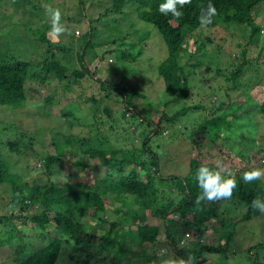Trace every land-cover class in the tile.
Wrapping results in <instances>:
<instances>
[{"label": "rangeland", "instance_id": "rangeland-1", "mask_svg": "<svg viewBox=\"0 0 264 264\" xmlns=\"http://www.w3.org/2000/svg\"><path fill=\"white\" fill-rule=\"evenodd\" d=\"M18 5L17 0H0V54L9 49L23 60L39 59L38 62L52 54L71 74L74 70H80L78 56L84 52L82 68L89 69L100 81L108 80L115 84L117 89L103 91L99 82L89 77L78 82L70 77L62 82L50 79L49 86L34 87L35 99H30L21 111L0 110V156L16 165H13L16 168L14 173L22 176L27 189L47 184L49 180L63 185L68 182V177L74 183L90 182V179L97 177L100 166L96 160L91 162L89 168L92 176L72 166V156L68 152H74L77 157L82 155L79 147L84 149L85 146L79 144V139L88 136L89 128L76 118L66 120L61 117V106H66L82 121H86L87 116L95 118L100 130L109 132L110 145L137 150L141 148L140 132L150 130L143 117L149 119L153 126L163 111L171 115L185 106H200L201 111L190 112L172 129L161 124L162 133L150 135V148L157 154L159 168L165 178L186 176L190 160L198 156L201 162L211 166L216 165L218 160L224 161L233 172L242 168L264 169V5H260L253 15L262 31L251 42L246 31L237 25L201 28L189 36L187 50H194L197 41H200L204 48L195 52L197 55L204 53V56L198 59L199 66L187 68L191 92L187 99L176 103H173V97L165 93L164 82L158 74V67L167 58V47L158 31L141 21L137 16L138 11L133 10L131 5H127L119 14L111 13L112 0H30L28 5ZM49 6L61 10L62 23L67 29L58 41L49 35L51 18L46 14ZM42 31L47 33L51 44L59 47L57 54L54 48L44 54L43 49L36 46L35 50L33 47L38 42L36 36ZM6 41L10 45L4 44ZM47 45L39 46L48 49ZM243 51L248 61L243 66L242 74L233 79L243 60ZM69 54L72 56L68 57ZM179 61L184 67L187 63H195L194 59L189 61L187 54ZM122 90L138 94L134 100L135 111L124 110L123 97L119 94ZM48 93L52 95L53 103L40 111L39 107L43 106L41 96ZM222 113H228L229 129L221 130V138L216 143L207 144V140L203 139L200 146H195L193 140L197 136L199 123ZM10 117L22 118L16 119L14 126L7 130V125L11 123H5L3 119ZM101 121L105 123L104 126L100 124ZM70 136L74 144L67 142ZM12 140L18 141L19 153H11L5 147L6 142ZM57 143L65 151L64 163L54 166L52 177L48 178L40 164L47 155L57 153ZM250 184L261 190L257 198L264 202V177ZM175 185V181L158 184V194L163 203L180 199L181 193ZM0 187V215H6L10 211L5 205L10 198ZM128 206L114 200L106 204L105 214L96 225L89 218L82 221L89 233L100 238L109 225L121 217L122 212L131 208ZM132 208L136 209L137 205ZM116 210L122 212L116 214ZM38 213V205H33L28 215ZM245 213V206L230 198L218 209V216L204 222L197 233H194L197 227L191 226L187 230L182 226L187 222L180 221L174 215L175 225L171 231L176 233L180 230L183 234L182 241L175 248L183 250V257L187 261L190 251L196 246L222 244L227 234L233 231L234 236L225 257L211 255L204 264H252L256 251L253 246L264 244V212L243 221ZM49 215L52 218V214ZM129 219L122 222L123 229L135 230V220ZM18 229L23 237L3 241L5 230L0 228V264H18L31 249H38L41 244L54 239L53 229L48 230L44 239L36 235L31 223L27 228L22 226ZM61 242L56 264H85L82 259L89 258L85 252L72 243H65L64 238ZM168 242L163 228L155 245L140 244L132 236L130 242L128 239L125 244L127 251L116 256L114 249L98 253L100 250L93 248L96 255L89 264H165L168 260L180 261L182 258ZM258 257L264 264L263 250L258 252Z\"/></svg>", "mask_w": 264, "mask_h": 264}, {"label": "trees", "instance_id": "trees-1", "mask_svg": "<svg viewBox=\"0 0 264 264\" xmlns=\"http://www.w3.org/2000/svg\"><path fill=\"white\" fill-rule=\"evenodd\" d=\"M17 1H19L18 7L28 5L30 2V0ZM164 2L165 0H112L110 9L111 13L119 14L124 11L127 5H131L133 10L138 11L137 16L141 21L152 25L158 31L167 47V58L158 67V74L164 82L165 93L167 96L173 97V103L189 97L191 89L188 75L190 73L187 74L189 72L187 68L199 66L198 59L204 56V53L197 55L195 52L202 51L204 48V44L200 41H197L194 50H187L190 35L201 28L216 29L220 26L237 25L246 31L248 40L251 42L262 31L261 27L255 22L253 15L257 13V8L260 5H264V0H192L190 5H185L182 9L178 6V10L184 13L180 19L173 17L171 13L163 15L159 12V5ZM209 3L216 7L217 15L213 17L211 25L201 27L198 17L201 14V8L206 9ZM32 34L34 33L32 32ZM36 39L39 43H34L35 46L31 44L35 50L37 46L44 50V54H47L54 48L56 54L58 53L59 47H55V44L50 43L45 31H42L39 36L37 35ZM2 40L4 41V39ZM7 41L4 44L10 45ZM45 43L48 44V49L39 46L40 44L41 46L45 45ZM185 54L189 57V61L194 59L195 63H187L185 67L182 66L179 60ZM244 54V51L241 52L243 60L233 74L235 75L233 79L239 77L243 72V66H246L248 60L244 58ZM71 56L72 54L68 55V57ZM83 56L84 52L78 56L80 70H74L69 74L67 68L58 63L59 61L55 60L52 54L40 62H38L39 59L23 60L14 55L9 49L7 52L0 54V110L21 111L30 99H35L36 96L33 95L34 87L49 86L50 79H52L51 81L62 82L70 77L74 82H78L85 77H89L99 82L103 91L117 90L115 84H111L108 80L100 81L89 69L82 68ZM40 57H42V53ZM119 94L123 97L124 110L135 111L134 100L138 94L125 90H122ZM41 97L43 106L39 107V110L44 111V108L52 105L53 97L49 93ZM6 107L9 109H6ZM220 108L221 105H219ZM196 111H201V107L195 105L185 106L171 115L163 111L153 126L150 125L149 119L143 117L142 119L148 122L147 127L150 130L140 132L141 148L137 150L133 147L130 149L125 148V146L110 145L109 132L104 133L105 131L100 130L95 118L87 116V120L82 121L81 118L73 115L66 106H61L59 108L61 117L66 120L76 118L83 126L89 128L88 136L79 139V144L85 146L84 149L79 147L82 155L77 157L74 152H68V154L72 156V166L84 170L89 176H92L89 172L91 162L95 160L98 162L100 169L97 177L90 179V182L80 181L74 183L71 182V177H68V182L63 185H58L49 180L47 184L44 183L42 186L27 189L22 176L14 173L16 168H13V165L15 164L0 156V186H2L4 192L8 193L10 198L9 203L5 205L10 212L6 215H0V228L5 230L3 241H12L20 236L23 237L21 230L18 228L22 226L27 228L28 223L33 225L36 235L41 239L47 236L48 230L53 229V241L41 244L35 250L30 248L31 252L23 255L24 257L18 264H56L63 238L65 243H72L85 252L89 258L82 259V261L89 264L91 258L96 255L93 248L97 247L100 250L98 253L107 252L109 248L114 249L116 256L117 253L127 251L125 244L128 239L130 242L132 236H135L140 244L155 245L162 228L169 241L168 243L182 258L181 260L186 261L183 250L175 248L182 241L183 234L180 230H177L176 233L171 231V227L175 225L173 216H178L180 221L187 222L182 224L187 230H190L192 226L197 227L194 233L200 231V227L203 226L204 222L218 216V209L229 199L214 202L202 201L200 205H196L195 200L201 194V189L198 187L195 178L197 169L201 165L215 169L217 164L220 163L228 171L231 170L228 165L224 164V161L218 160V163H215L216 165L211 166L201 162L198 156L190 160L186 176H169L165 178L159 168L158 156L150 148L152 141L150 135H160L162 133L161 124H165L167 129H172L175 123L190 112ZM227 115L228 113H222L199 123L196 130L197 136L193 140V144L200 146L203 139L207 140V144L216 143L221 138V130L226 131L229 129ZM21 118L3 119L5 123H11L7 125L6 129L8 130L11 126H14L13 123L16 119L20 120ZM100 124L105 125L103 121ZM133 127H135V124H133ZM67 142L74 144L71 136L67 137ZM5 147L11 153H19L17 140L6 142ZM55 147L57 153L47 155L40 164L48 178L52 177L54 166L64 163L65 151H63L62 145L57 143ZM60 147L62 150H59ZM10 169H12V172ZM245 171L250 170L242 168L234 172L231 171L237 180V187L234 189L231 198L245 206L246 213L242 220L249 221L261 213V211L253 209L251 203L253 199L257 198V194L262 192L255 185L252 186V184L243 181L242 176ZM222 175L227 178L226 172ZM167 181L176 182L175 186L181 193L177 202L163 203L160 200L158 184L167 183ZM114 200L120 201L124 205H130L128 207L131 208L137 205V208H128L126 212L116 210V214L122 212L121 217L110 224L108 230L104 231L100 238H97L94 236L95 234L88 232L89 230L82 219L89 218L96 225L97 222L102 220V215L105 214L106 204L112 203ZM129 201H132V203H129ZM33 205H38L40 213L28 215ZM49 214H52V218ZM128 218H130L129 221L135 220V230L128 229L126 231L123 229L122 222L127 221ZM233 236V231H230L222 244L196 246L190 251V256L194 257L195 262H193L204 264L211 255L225 257ZM253 249L256 251L255 261L252 264H263L261 258L258 257V252L264 251V244L259 243L253 246ZM69 258L74 259L75 257L70 255Z\"/></svg>", "mask_w": 264, "mask_h": 264}, {"label": "clouds", "instance_id": "clouds-1", "mask_svg": "<svg viewBox=\"0 0 264 264\" xmlns=\"http://www.w3.org/2000/svg\"><path fill=\"white\" fill-rule=\"evenodd\" d=\"M192 0H165L164 3L159 5V12L163 15H171L177 19H180L184 13L178 10V6L182 9L185 5H190ZM46 14L51 18V29L49 35L56 41L59 40L60 36L65 34L67 31L65 25L62 23V13L59 8H46ZM217 15V9L209 3L207 8H201V14L198 17L201 27H207L213 23V17ZM227 173L225 178L222 173ZM264 177V169H252L243 173V181L245 183H251ZM196 181L198 187L201 189V194L197 196L195 200L196 205H200L202 201L214 202L222 199H230L233 195L234 189L237 187V180L234 178L231 171L218 163L215 169L210 168L206 165H201L196 172ZM253 209L264 212V202L259 198L253 199L251 203ZM67 238V237H65ZM194 257H189L187 261L180 260H168L165 264H193Z\"/></svg>", "mask_w": 264, "mask_h": 264}]
</instances>
